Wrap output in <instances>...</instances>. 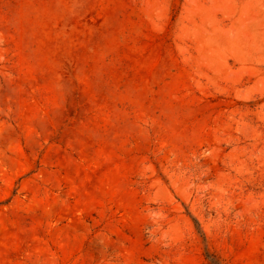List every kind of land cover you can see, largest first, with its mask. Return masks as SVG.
<instances>
[{"label": "rangeland", "instance_id": "obj_1", "mask_svg": "<svg viewBox=\"0 0 264 264\" xmlns=\"http://www.w3.org/2000/svg\"><path fill=\"white\" fill-rule=\"evenodd\" d=\"M0 264H264V0H0Z\"/></svg>", "mask_w": 264, "mask_h": 264}]
</instances>
